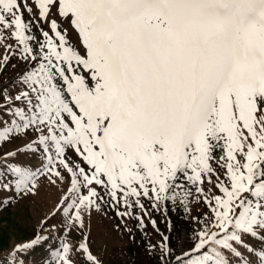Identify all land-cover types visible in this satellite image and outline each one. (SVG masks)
Wrapping results in <instances>:
<instances>
[{
    "label": "snow or ice",
    "instance_id": "6c2138e0",
    "mask_svg": "<svg viewBox=\"0 0 264 264\" xmlns=\"http://www.w3.org/2000/svg\"><path fill=\"white\" fill-rule=\"evenodd\" d=\"M0 48V210L61 189L0 264H102V205L159 264H264V0H0Z\"/></svg>",
    "mask_w": 264,
    "mask_h": 264
},
{
    "label": "rangeland",
    "instance_id": "374dc122",
    "mask_svg": "<svg viewBox=\"0 0 264 264\" xmlns=\"http://www.w3.org/2000/svg\"><path fill=\"white\" fill-rule=\"evenodd\" d=\"M24 19L25 21L31 20V14L25 11ZM33 31H36L35 27ZM37 35H39L38 32ZM75 35L73 33V38H75ZM12 43L15 44V41L13 40ZM3 53L4 49L0 48V55ZM8 75L11 76L12 73ZM13 147H15L14 144L7 146L8 149ZM60 197L61 189L50 185L42 178L36 195L26 197L10 207H4L0 210V254L21 242L30 241L45 216L56 206ZM144 203L151 212L149 203L147 201H144ZM199 211L200 208L198 206L193 207L194 214ZM136 212L139 213V210L136 209ZM181 213L182 209L179 205L175 206V211L169 212V217L173 223H179L182 226L180 231L177 232L178 243L179 237L185 235L186 228L183 225ZM151 216L157 220L161 231H164L163 214L151 212ZM145 223H147V219ZM150 226L149 224L147 231L151 236L152 242H158L159 236L152 232ZM126 228L132 229V231H126ZM84 233L89 237V246L92 253L102 261V264H111V258L115 252H120L124 260H130V256L134 253H142L145 246L144 241L146 238L142 236L141 231L137 230L136 220L127 217L122 220L116 215L115 211H112L106 205H102L101 211L97 212L94 210L90 216L85 217ZM68 237L74 247H77L83 240L80 231H73L68 234ZM52 246L55 248L57 242H53ZM80 258L86 257L83 254L77 255L75 264Z\"/></svg>",
    "mask_w": 264,
    "mask_h": 264
},
{
    "label": "trees",
    "instance_id": "16d2710c",
    "mask_svg": "<svg viewBox=\"0 0 264 264\" xmlns=\"http://www.w3.org/2000/svg\"><path fill=\"white\" fill-rule=\"evenodd\" d=\"M169 234L172 235L171 233ZM153 243L156 242L154 241ZM173 243H178L177 233L173 235ZM158 255L159 254L157 252L146 251L144 246L143 252L134 253L130 256V260H124L120 252H115L111 258V264H159L157 259ZM77 264H86V258H80Z\"/></svg>",
    "mask_w": 264,
    "mask_h": 264
}]
</instances>
